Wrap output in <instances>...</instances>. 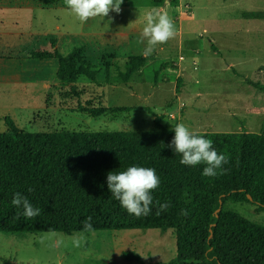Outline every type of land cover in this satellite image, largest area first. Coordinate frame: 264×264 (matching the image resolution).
<instances>
[{
	"label": "trees",
	"instance_id": "trees-1",
	"mask_svg": "<svg viewBox=\"0 0 264 264\" xmlns=\"http://www.w3.org/2000/svg\"><path fill=\"white\" fill-rule=\"evenodd\" d=\"M41 1V0H38ZM171 6L176 0H168ZM164 0H152L160 6ZM39 4L42 5L41 2ZM46 6L56 5L47 0ZM120 5H137L122 0ZM245 18H264L262 12H243ZM54 41L51 40L52 46ZM31 59H55L56 78L72 83L80 76L96 80L97 65L78 46L63 55L56 48L29 53ZM146 64L143 55H131L115 74L107 63L104 83H127L141 74ZM113 76V77H112ZM264 91V86L258 88ZM126 106L88 107L91 117L106 112L129 111ZM154 117L152 130H98L26 132L6 116L8 130L0 132V232L36 233L90 232L97 230L159 229L172 230L175 255L161 264H264V224L227 210L225 203L247 202L264 210V129L261 132H197L211 139L218 153L229 156L226 170L215 177L202 175L203 163L187 166L181 154L169 147L174 127ZM153 168L160 178L151 192L152 211L147 216L129 214L107 189L109 172L128 167ZM31 189V191H29ZM21 192L41 213L34 219H14L17 209L13 194ZM251 199H249V197ZM222 201L221 210L215 213ZM170 207L157 215L158 204ZM185 210L187 215H182ZM92 217V229L83 222ZM128 260H139L123 252Z\"/></svg>",
	"mask_w": 264,
	"mask_h": 264
},
{
	"label": "rangeland",
	"instance_id": "rangeland-1",
	"mask_svg": "<svg viewBox=\"0 0 264 264\" xmlns=\"http://www.w3.org/2000/svg\"><path fill=\"white\" fill-rule=\"evenodd\" d=\"M134 1L137 5H120L119 12L110 10L105 17L89 18L84 27L69 8L58 9L64 14V27L69 25L71 28L68 29L76 33L72 37L64 35L58 51L65 55L73 48L83 45L88 47V59L93 64L96 63L94 56H98V51L91 46L88 38L78 33L89 27L100 30L102 34L121 28L131 30L137 28L134 27L137 23L143 29L146 12L155 7L150 5L152 0ZM165 1L162 6L167 3ZM171 9L176 17L181 16L179 21L173 18L175 32L180 29L183 36L192 41V45L187 46L189 52H183L184 60L177 61L179 52L175 35L164 43L163 51L159 50L158 44L154 52L158 54V59L171 56L168 67L171 61L179 66L165 69V73L158 76L153 65H150L145 73L142 71L143 67L142 75L134 74L130 80L141 83L145 77L146 81L150 80V86L154 84L153 77H166L165 96L158 102L160 105L157 104L151 110L145 107L143 100L130 97L119 90H108L105 85L83 81L76 84L74 92L69 89V85L62 88L64 98L60 105L63 108L55 104L47 107L44 97L35 95L30 98L24 94L33 85L16 83V78L25 80L33 76L38 79L37 76L41 74L37 66L23 64L19 68L21 64L16 65L17 58L28 59L25 56L26 50L21 51L18 45L0 54L7 56L0 61V132L8 130L4 120L6 116L26 132L152 130L154 117L160 114L164 115L161 123L172 127L182 120L184 111L164 112L163 106L171 102L176 106L174 89L182 91L185 87L202 96L203 100L196 101L202 107L201 113L213 111L206 118L212 120L210 123L214 124V128L208 125L204 128L206 131L261 132L264 129V91L261 92L258 88L264 86V18H245L242 13H264V0H176L175 5L166 7L164 11L170 15ZM136 18L143 19L144 22H137ZM25 40L26 38H21L22 43ZM144 45L146 46V41ZM158 59L154 63L160 64L162 59ZM99 63L104 70L103 61ZM112 73L115 74V69ZM80 77L84 79L86 76ZM96 77L102 80L100 77L103 74ZM36 86L41 88L39 83ZM68 91L70 95L65 96L64 93ZM145 91H149L148 86L144 88L143 92ZM185 100L187 104L190 103L187 98ZM112 106L139 107L117 113L108 111L98 118L91 117L87 111L88 107ZM186 125L190 131L199 132L195 129L197 121L194 119L193 122L186 120ZM225 208L264 224V210H256L251 203L228 200ZM80 233H83L85 239L79 247H75L71 237ZM61 236L64 243L57 246L56 241ZM125 251L138 255L139 260L126 259L122 255ZM175 251L173 231L155 228L72 234L0 232V264H161L174 257Z\"/></svg>",
	"mask_w": 264,
	"mask_h": 264
},
{
	"label": "crops",
	"instance_id": "crops-1",
	"mask_svg": "<svg viewBox=\"0 0 264 264\" xmlns=\"http://www.w3.org/2000/svg\"><path fill=\"white\" fill-rule=\"evenodd\" d=\"M47 0H0V54H4L3 52L6 49H12V47H16L20 45V50H26V59L17 58L16 65H20L19 68L23 67V64H28L30 67H38V70L41 74H39L38 79L36 77L30 76L28 79H20L16 78V83L30 84L33 85L30 87L27 93H24L27 97L33 98L35 95L42 96L46 99V105L51 106L53 104L59 105L60 108H63V105H60V102L63 100L62 88L64 86L69 85V89L74 92V88L76 84L85 81L88 84H98L107 86L108 90H119L122 93L128 94L130 97L137 98L139 100H143L145 103V107L153 110V108L164 98L165 85H166V77L162 79L154 78V84L148 85L150 80L146 81L145 77L141 83L139 82H127L120 84H111L104 83L103 80L106 74V64L110 63L109 71L112 73L113 69H115L116 65L123 67L125 60L129 58L131 55H143V49L145 47L144 42H142V30L139 28V23L135 24L131 30L126 29H118L111 30L109 32H104L102 34L100 30H95L91 27L87 28V30H82L78 34H83L86 38L91 42V46L98 51V56H94V63L97 65L98 72L96 75H102L101 79L90 80L87 77L81 79L79 77L75 82L72 83H64L60 82L56 78V69H57V61L54 59H44V60H36L29 58V53L31 51H40V50H48L52 51L54 48L59 50L61 39L64 35L68 37H72L76 33L69 25L67 28L64 27V14L59 12L58 9L66 8L68 6L64 3V0H52L56 2V5L46 6L44 2ZM50 1V0H49ZM167 3L162 6H154L155 8H159L161 10H165L166 7L170 8V4L168 0ZM165 1V2H166ZM39 2L42 3L39 4ZM143 5V4H141ZM146 6V5H144ZM148 6V5H147ZM149 7V6H148ZM180 14V13H179ZM176 14L171 9L170 16L172 18H176L177 21L180 20L181 16L176 17ZM72 16V15H71ZM75 17V16H74ZM77 18V17H76ZM137 22H142V20L136 18ZM78 22L80 19H78ZM82 22V21H81ZM80 22V23H81ZM144 22V21H143ZM82 27L85 25V21L81 23ZM98 31V32H97ZM177 36V46H178V59L177 61L184 60L185 51L189 52L190 49H187V46L192 45V41L187 37L183 36V33L180 29L175 32ZM21 38H26L23 43L21 42ZM137 38V39H136ZM51 40L55 43L52 46ZM159 50L163 51L164 44H159ZM84 55L88 58V47L83 46ZM95 52V51H94ZM158 54L156 52L152 53L150 56L146 57V64L143 68V73L149 68V66L153 65L155 74L161 76L165 73V69L175 68V66H179V64H175L174 61H171L170 67H168V60H172L171 56H164L163 58H157ZM144 56V55H143ZM4 55L0 56V61L5 59ZM96 57V58H95ZM7 59V58H6ZM160 60L159 63H154L156 60ZM90 60V59H89ZM12 61V60H10ZM91 61V60H90ZM103 61V65L105 66L104 70L100 66ZM37 62V63H33ZM93 63V62H92ZM1 64V63H0ZM37 64V65H36ZM231 65V64H230ZM180 70V69H179ZM86 79V80H85ZM155 79V80H154ZM132 80V79H131ZM199 81H196V83ZM37 83L41 84V88L37 87ZM131 83V84H130ZM148 86L149 91L143 92L144 88ZM119 88H123L120 90ZM113 90V91H115ZM175 99L177 100V104L167 103L163 107L164 112L169 111H184V117L178 123H183L186 125V120L193 122V119L197 121V125L195 129H198L199 132H206V128L208 125L214 128V124L210 123L212 120H208L206 117L211 115L213 111L206 110V112L201 113V105L196 103L198 100H203L201 95L198 93L194 94V91L185 87L182 91L174 89ZM65 96L70 95V91L68 93H64ZM208 95V94H207ZM206 96V95H205ZM101 97V95H100ZM201 97V98H200ZM185 98L190 100V103H186ZM145 99V100H144ZM182 100H185L184 102ZM152 103V105H151ZM184 106V108H182ZM186 106H188L186 108ZM129 107V106H126ZM136 107H130L131 109H136ZM130 109V110H131ZM162 115V114H160ZM204 115V116H203ZM221 115H224L223 113ZM164 117V115H162ZM100 117V116H98ZM97 117V118H98ZM103 117V116H102ZM188 117V118H187ZM204 117V118H203ZM211 117V116H210ZM105 118V117H103ZM171 121V120H170ZM175 126V125H174ZM187 126V125H186ZM173 127V125H172ZM188 127V126H187ZM208 132H211L208 130Z\"/></svg>",
	"mask_w": 264,
	"mask_h": 264
},
{
	"label": "clouds",
	"instance_id": "clouds-1",
	"mask_svg": "<svg viewBox=\"0 0 264 264\" xmlns=\"http://www.w3.org/2000/svg\"><path fill=\"white\" fill-rule=\"evenodd\" d=\"M68 8L82 22L96 16H107L109 11H120L122 0H65ZM145 26L142 30V42L146 41L143 49L144 56H150L158 44H164L175 36V22L167 11L159 8L152 9L145 14ZM174 137L169 145L175 152L181 154L180 163L187 166H196L203 163L202 175L215 177L226 171L223 165L229 162V156L225 153H218L213 148L212 140L190 131L183 123H177L174 127ZM107 189L120 205L131 215L136 217L147 216L152 211L153 196L151 192L159 187L160 178L155 169L148 167L131 166L119 173L109 172L107 177ZM31 191V189H29ZM157 208V215L166 211L170 205L165 202ZM11 204L22 209L17 211L14 219L23 216L27 219H34L41 213V209L34 207L29 199L21 192H15ZM182 215H187L181 210ZM84 231L92 229V217L88 216L83 222ZM85 239L83 233L71 237L75 247H79ZM64 243L61 236L56 241L60 246Z\"/></svg>",
	"mask_w": 264,
	"mask_h": 264
},
{
	"label": "water",
	"instance_id": "water-1",
	"mask_svg": "<svg viewBox=\"0 0 264 264\" xmlns=\"http://www.w3.org/2000/svg\"><path fill=\"white\" fill-rule=\"evenodd\" d=\"M248 197H249V199H251L250 196H248ZM221 207H222V201L220 200V202H219V206H218V208L215 210V213H218V212L221 210Z\"/></svg>",
	"mask_w": 264,
	"mask_h": 264
}]
</instances>
